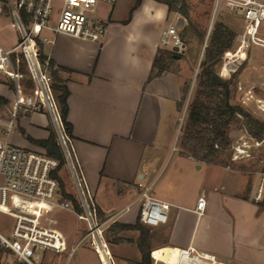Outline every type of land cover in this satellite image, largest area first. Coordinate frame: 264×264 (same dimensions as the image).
Here are the masks:
<instances>
[{
    "label": "crops",
    "instance_id": "crops-1",
    "mask_svg": "<svg viewBox=\"0 0 264 264\" xmlns=\"http://www.w3.org/2000/svg\"><path fill=\"white\" fill-rule=\"evenodd\" d=\"M172 11L157 0H142L130 18H109L101 41L53 34L44 44V54L53 60L58 78L69 89L68 120L73 127L76 165L102 212L98 223L108 230L103 237L116 263L142 259L141 230L109 229L114 222L137 221L141 183L150 187L152 196L170 205L166 223L160 227L143 224L158 227L149 228L151 251L164 246L193 247L198 254H210L224 264H264V198L255 199L264 176L245 180L229 163L201 159L181 141L176 145L187 76L169 67L156 75L154 66L163 49V29L181 16ZM223 77L228 78L227 74ZM16 91L0 86V95L11 104L7 113L0 111L3 115L14 111ZM21 94L29 95L23 94L22 86ZM23 114L18 127L34 140L49 138L57 125L50 111ZM10 140L46 151L22 134ZM201 197L206 200L203 214L197 211ZM57 209L62 208L48 213L45 224L62 233L69 246L80 243L69 264H103L91 243L89 221L74 210L87 221V231L85 225L60 228L58 218L51 217Z\"/></svg>",
    "mask_w": 264,
    "mask_h": 264
},
{
    "label": "built area",
    "instance_id": "built-area-1",
    "mask_svg": "<svg viewBox=\"0 0 264 264\" xmlns=\"http://www.w3.org/2000/svg\"><path fill=\"white\" fill-rule=\"evenodd\" d=\"M118 0H0L11 7L14 24L20 34L19 42L10 50L0 43V72L16 82V106L9 115L0 113V213L14 219L11 236L0 232V264H69L78 245L69 246L62 233L45 224L47 214L56 208L72 209L71 201L62 198L60 181L56 175L60 160L46 151L34 150L11 142L10 137L16 132V117L19 111L41 110L48 106L54 116L60 133L61 144L67 163L73 173L83 209L78 212L80 218L89 221L92 245L98 252L103 264H106L99 251V245L107 249L109 264H116L114 257L103 237V229L98 223L97 210L93 197L81 174L79 175L67 143L72 138L65 134L51 84L52 71L50 57L42 58L41 44L50 42L43 36L44 30L52 34H67L79 39L101 41L106 36L110 20L99 14L100 4L114 5ZM190 4V0H186ZM204 15L213 28L215 19L223 7L242 17L243 30L236 38V48L227 50L221 73L228 65L229 77L236 68L248 59L252 45L264 47V0H208ZM192 5V4H191ZM1 10V8H0ZM110 13V12H109ZM163 48L180 52L184 42L177 31L175 21H170L161 35ZM21 56L30 77L36 83L33 94L22 95L19 79L25 75L17 70L11 54ZM48 101V102H47ZM6 134V137H2ZM259 143V141H256ZM67 146L68 154L64 146ZM247 142H238L234 146V159L250 155ZM72 166H71V162ZM264 178L258 187L255 199L263 200ZM140 208L138 218L147 226H158L169 219V203L151 195L150 187L140 183ZM206 200L199 198L197 211L203 214ZM158 250V249H156ZM151 251V264H224L217 262L210 254H198L193 247L178 248L176 260L165 253L155 254ZM47 252L55 257L47 256Z\"/></svg>",
    "mask_w": 264,
    "mask_h": 264
},
{
    "label": "rangeland",
    "instance_id": "rangeland-1",
    "mask_svg": "<svg viewBox=\"0 0 264 264\" xmlns=\"http://www.w3.org/2000/svg\"><path fill=\"white\" fill-rule=\"evenodd\" d=\"M137 0H121L117 5H110V4H100L98 6L99 14L103 17H108L113 19H117L121 17V19L129 18L130 12L135 5ZM184 1L183 6L187 7L188 10V19H185L183 15L179 16L176 20L177 31L179 32L185 46L184 50L177 52L181 57L175 56L172 59L166 60V64L168 65L169 69L174 72H182L186 74L187 82L186 85L183 87L184 94L180 104V109L183 112L181 121L178 125V130L176 133V145H179L180 141L183 143L185 131L188 128V121L189 115L191 111V107L196 100V98H200L204 100L206 103L210 102L209 98L205 95L199 93L200 87V76L203 70L202 63L205 59V51L206 48L211 43V35L214 32L216 26L219 23H223L227 25L230 29H232L236 36L238 33L242 32L243 30V19L242 17L232 13L227 8L223 7L222 11L220 12L219 16L215 19L213 23V28L210 31V23L208 19L202 15L204 13L206 6L209 2L208 0H190L191 4ZM116 5V6H115ZM0 43L6 49L10 50L13 48L20 40V34L17 31L14 19L11 15V7L8 3H0ZM200 11L201 13H199ZM110 12V13H109ZM175 9L172 11V15L174 14ZM109 28V27H108ZM197 30H200L204 33V38H200L197 34ZM43 36L52 37V32L49 30H44L42 32ZM233 39V44L229 50H234L238 44L237 38ZM44 44H48L47 42L41 44L43 48ZM166 48H163V50ZM171 50L172 49H166ZM175 52V51H174ZM16 53H12L11 57L12 61L14 62L15 67L20 72L24 73V77L19 79V83L22 86L23 94H33L34 89L36 87V83L30 77L29 72L21 58V56L15 55ZM225 53L221 56L220 61L215 65L216 71L220 74L221 77V69L224 59ZM155 70H158L157 68ZM236 75L234 76V84L232 86L233 96L231 98V102L234 104H240L243 106L247 111L253 114L255 117L259 118L260 120L264 121V47L259 45H252L250 48L248 59L243 62L240 66L236 68ZM227 73V72H226ZM226 75V74H225ZM232 75L228 78H231ZM228 79L227 77H223ZM14 82V83H13ZM0 86L10 87L13 90H17L16 82L8 77L5 73L0 72ZM17 93V91H16ZM54 95V94H53ZM55 98V97H54ZM9 101V100H8ZM57 103V102H56ZM55 103V104H56ZM11 108V104L6 103L0 107V111H9ZM58 108V105H57ZM46 112L49 111L48 106H43L40 108ZM57 114L59 109L56 110ZM6 112V113H7ZM6 115V114H5ZM60 116V115H59ZM22 118V117H21ZM20 119L16 121V132L12 135L13 136H20L21 134L24 135L26 138V134L19 129L18 123ZM59 125H60V119ZM53 126V125H52ZM56 127V128H55ZM53 126L52 129L56 134V143L60 147L61 151H63V147L61 144V138L58 126ZM62 131V125H60ZM201 128V132L204 133V130ZM227 132L229 135L230 143L225 147H221L219 153L216 156V160L227 164L229 163L232 168L238 172H241L245 180H253V176L259 175L262 177L264 176V139L260 140L257 137H253L249 134L246 126L245 119L242 117H237L227 128ZM245 133V135H243ZM242 135V136H240ZM6 137V134L4 136ZM242 141L247 142V152L250 155L239 157L234 159L235 149L234 146L237 143ZM179 141V143H178ZM259 141V143H256ZM69 151L70 150V143H67ZM258 145V146H257ZM64 155V154H63ZM65 156V155H64ZM74 160V158H73ZM75 162V161H74ZM75 166L77 169L78 174L79 170L75 162ZM58 175L62 179L64 183V189L72 194L76 200L79 202V194L78 188L73 176V173L70 169V166L67 163L66 157L65 162L60 166L58 170ZM262 182V181H261ZM264 198V195H263ZM73 205V204H72ZM75 207L73 206L72 209H57L54 211L55 213L51 215V217L58 218L60 224L59 227L62 228L63 226H86L87 231V221L79 219L74 212ZM14 224V219L12 216L0 213V232L4 235L10 237L12 232V227ZM160 227V226H158ZM158 227H149L151 229L158 228ZM107 229H103V234L105 232V237L107 233ZM110 237V235H109ZM83 245L87 244V240L82 242ZM47 256L54 258V253L47 252ZM117 262L116 264H118ZM120 264V263H119Z\"/></svg>",
    "mask_w": 264,
    "mask_h": 264
},
{
    "label": "trees",
    "instance_id": "trees-1",
    "mask_svg": "<svg viewBox=\"0 0 264 264\" xmlns=\"http://www.w3.org/2000/svg\"><path fill=\"white\" fill-rule=\"evenodd\" d=\"M142 0H137L133 6L130 17L134 10L140 5ZM159 2L165 3L168 5L169 10H176L183 15L185 19H188V10L186 6H183L184 1L182 0H157ZM185 5V4H184ZM129 17V18H130ZM197 34L200 38H204V33L200 30H197ZM236 33L230 29L227 25L219 23L214 32L211 35V43L206 48L205 59L202 63V73L200 76V91L199 93L205 95L209 98L210 102H205L199 97L194 101L188 121V128L185 131L183 146L189 150L193 155L198 156L201 159L208 161H215L216 156L220 151V148L227 147L230 143L229 135L227 128L230 124L237 118L242 117L245 119L247 130L249 134L258 139H264V121L255 117L249 111H247L240 104H234L231 102L233 96L232 86L234 84V76L236 71L232 73L231 78H223L216 71L215 65L220 61L221 56L231 48L233 44V39L235 38ZM41 57L44 59L46 55L41 48ZM179 56L176 52L166 49H160L154 60V66L156 75L162 74L165 70L168 69L166 60H170L173 57ZM49 65L52 71L53 81L51 84V89L53 91L55 100L58 105L59 114L61 122L63 124V129L65 134L73 138V127L71 122L68 120V96L69 89L62 83L58 78L57 72L55 69V64L53 60H49ZM8 103V99L0 95V107ZM23 112L19 111L16 117V121L23 116ZM204 130V133L201 132V127ZM24 134L26 132L22 130ZM26 136L32 140L39 143L43 146L47 153L51 156H55L60 160V164L57 168L56 175L60 181V192L62 198L66 201H71L76 211L79 213L83 212V209L80 205V202L76 198L67 192L64 189V183L60 176L58 175V170L60 166L65 162V156L63 151L56 143V134L51 131L49 138L44 140H34L30 135ZM70 150L72 151L71 145H69ZM73 155V153H72ZM74 158V155H73ZM75 161V158H74ZM264 206V202H262ZM97 218H102V212L99 208L96 207ZM109 229H139L141 230V236L138 239V246L142 252V259L139 262L133 264H151V249L148 243L150 229L144 226L139 218L134 224H125L120 222H114L110 225Z\"/></svg>",
    "mask_w": 264,
    "mask_h": 264
},
{
    "label": "bare ground",
    "instance_id": "bare-ground-1",
    "mask_svg": "<svg viewBox=\"0 0 264 264\" xmlns=\"http://www.w3.org/2000/svg\"><path fill=\"white\" fill-rule=\"evenodd\" d=\"M228 68H229V66L227 65L226 68L223 69L222 76L227 74V76L229 77V73H228V70H227ZM99 251L101 252L102 258L105 261V263L109 264V258L107 256V249H104V247L102 245H99ZM177 252H179V250L177 248H170V247L164 246L163 248H160V249L156 250L155 254L157 255V254L165 253V255H167V256L170 255L171 256V261L174 262L176 260V257H177L176 256Z\"/></svg>",
    "mask_w": 264,
    "mask_h": 264
},
{
    "label": "water",
    "instance_id": "water-1",
    "mask_svg": "<svg viewBox=\"0 0 264 264\" xmlns=\"http://www.w3.org/2000/svg\"><path fill=\"white\" fill-rule=\"evenodd\" d=\"M64 147H65V149H66V150H65L66 153L68 154V152H67V151H68L67 146L65 145ZM70 162H71V160H70ZM70 164H71V166L73 165L72 162H71Z\"/></svg>",
    "mask_w": 264,
    "mask_h": 264
}]
</instances>
